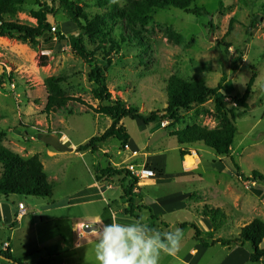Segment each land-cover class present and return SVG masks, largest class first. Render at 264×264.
Segmentation results:
<instances>
[{
  "label": "rangeland",
  "instance_id": "rangeland-1",
  "mask_svg": "<svg viewBox=\"0 0 264 264\" xmlns=\"http://www.w3.org/2000/svg\"><path fill=\"white\" fill-rule=\"evenodd\" d=\"M69 1L77 3L90 16L104 12L97 7L95 0ZM115 1L119 6L124 2ZM41 4L51 11L47 17L54 37L57 32L66 37L65 41L55 45L51 52L43 53L48 56L46 67H38V59L42 55L39 49L33 50L23 41L0 38V65L5 73L0 83V131L7 135L3 146L12 152H16L19 147L41 151L44 144L39 142L37 137L39 133L48 132L54 133L59 139L65 136L69 140L66 144L82 145L101 135L111 124L109 118L98 112V102L91 97L92 83L88 74L92 65L79 59L73 51L72 43L77 37L76 27L66 19L60 0H44ZM196 4L198 7H204L209 16L193 17L175 9L156 11L152 24L144 28L147 32L143 34V44L140 47L135 43L127 44L118 55H112V65L106 67V85L113 99H121L143 116L166 108V82L170 76H178L187 81L201 80L210 88H216L224 77L222 87L225 94L245 100L247 107L238 108L234 112L237 131L231 156L235 166L228 159L224 160L223 165H219L214 152L203 144L193 146L196 150L200 149L199 164L207 167V170L212 169L213 162L215 166L213 172L203 169V172L192 173L191 176L195 174L196 183L205 182L206 186L212 185L213 188L205 187L206 192L212 190V193L204 196L207 203L205 201L199 205L196 194H193L191 202H196V210L200 214L204 207L219 211L213 221L214 229L217 230L215 235L231 239L238 236L240 229L254 219L264 222V185L250 180L252 171L264 175V0H198ZM253 19V36L249 38L246 30ZM22 22L27 23L25 20ZM229 23L232 25L230 29ZM210 24L215 27L212 34ZM166 27L181 34L184 42L179 44L168 41L164 35ZM52 28H55L54 32ZM114 33V40L118 41L117 31L114 30ZM222 42L231 45L228 54L224 55L217 49L216 45ZM106 47L108 48V45ZM236 51L241 52V56ZM16 55H19L20 59ZM98 64L105 66L99 60ZM50 76L65 79V95L72 100L78 99L80 103H69L65 110L45 114L47 96L43 81ZM9 83H13L14 88H11ZM210 108L211 104L208 103L205 109ZM203 113L202 108H193L181 113L180 124L163 122L160 128L164 126L167 133L185 129L193 124L215 128L217 124L211 114ZM121 123L129 136L128 144L131 148L139 150L144 143L151 150L161 148L167 156L168 168L176 170L179 145L174 138H167L166 131H151L128 118L123 119ZM103 151L105 155H88L84 159L86 166L93 163L95 167L105 168L112 162L120 163L123 160L120 156L124 152L116 140H109ZM82 163L73 157L62 164L46 163V177L54 185V195L49 199L53 196L58 198L90 181L93 167L88 170V174L82 168ZM129 164L130 162H125L120 166L126 167ZM187 165L191 163L188 161ZM222 167L229 168L222 171ZM123 178L125 179L124 175ZM112 182L115 191L122 186L117 179ZM202 195L205 194L202 192ZM18 197L23 200L24 205L25 199H34ZM35 200L41 201L40 205L48 201L46 198ZM195 204L190 205L195 207ZM173 219H176V215L164 218V224L171 231L180 225H172ZM158 224L161 225L160 228L165 227L164 224ZM186 227L179 228L184 230L183 239H188L191 243L193 231ZM212 232L213 230L205 233L204 238L210 239L209 234ZM38 234L40 235V228L25 235V239L27 242L33 241L38 238ZM7 238L9 234L1 231L0 248L1 242ZM11 246L15 250L13 241ZM35 248V244L29 245L30 250L25 252L30 261L39 258V247L36 250ZM260 248L264 249V239ZM20 253L21 251L15 250L12 258L20 260L17 258ZM0 264L11 263L0 260Z\"/></svg>",
  "mask_w": 264,
  "mask_h": 264
},
{
  "label": "trees",
  "instance_id": "trees-1",
  "mask_svg": "<svg viewBox=\"0 0 264 264\" xmlns=\"http://www.w3.org/2000/svg\"><path fill=\"white\" fill-rule=\"evenodd\" d=\"M26 1L0 0V37L23 41L33 50L39 49L42 52L52 50L58 43L62 44L66 37L59 32L55 33L54 37L50 23L47 21V16L51 14V11L47 9L46 5L40 3L38 9L30 13V18L36 22L35 26L23 24L17 20V15L22 12V7ZM197 1L124 0L123 5L119 6L115 0H95L97 7L104 10V12L90 16L77 3L60 0L66 13V19L77 29V37L72 43L73 51L79 59L92 65L88 74V79L92 83L91 97L98 102V112L111 121L110 126L101 135L79 145L76 148V153L99 154L102 146L108 143L109 140H116L120 149L124 150L129 141V136L121 123L125 118L137 121L140 126L155 131L160 128L163 122H169L171 125L180 124L182 112L190 111L193 108H202V112L211 114L217 124L215 128L210 129L201 124H193L185 129L169 132V136L176 139L179 147H193L203 144L207 149L213 151L218 158L228 159L234 165L231 156V148L237 131L234 112L238 108H246L247 104L244 99L230 97L225 94L222 87L225 81L224 77L220 79V83L216 88H210L201 80L187 81L178 76H170L166 82V108L151 112L148 116L141 115L138 110L127 106L119 98L113 99L106 85V67L112 65V55H118L127 44L132 45L135 43L140 47L144 42L143 34L147 32L144 28L152 24L156 11L175 9L193 17L209 16L204 7L197 6ZM220 4L221 2L219 6H221ZM210 19L212 20L213 17L211 16ZM230 23L229 29L232 26ZM254 25L255 19L251 20L250 27L246 30L249 38L253 36ZM209 27L212 31L211 34L214 33L215 27L211 24ZM114 30L118 33L116 35L119 38L118 41L114 40ZM164 35L168 41L179 44L184 42V37L170 27L164 29ZM222 43L216 45L217 49L224 55L228 54L231 45L226 42ZM106 45H108V48ZM236 52L241 56V52ZM98 60L105 66L101 67ZM47 64L48 56L40 55L38 67L43 68ZM4 77L5 73L0 76V83ZM64 83L65 79L57 76L44 79L43 86L47 96L44 108L45 114L65 110L69 103H80L78 99L72 100L65 95ZM208 103L211 104L209 110L205 109ZM5 137V133L0 131V166L2 168L0 196L18 195L41 199L52 196L54 185L47 180L40 157L38 155L28 159L20 157L2 146ZM93 173L96 182L101 180L110 182L114 177L124 175L127 182L123 188V193L131 203V191L135 180L130 178L125 168L116 169L109 164L105 168L95 167ZM250 180L264 185V175L258 171L251 172ZM131 208L132 205L123 213L135 215V211H130ZM218 212L204 207L202 215L213 222L215 214ZM151 220L156 221L157 219L151 216ZM159 226L161 225L158 223L149 225L151 229L160 232ZM189 226L194 230L195 237L198 240L200 232L193 225ZM263 239L264 222L260 219H254L240 229V233L235 239H218L211 243H207L204 239H199V241L204 247L215 243H220L223 246L235 245L241 247L248 244L250 263L264 264V249L260 248ZM0 256L11 261L12 264H22L19 260L12 258L8 251H1Z\"/></svg>",
  "mask_w": 264,
  "mask_h": 264
},
{
  "label": "crops",
  "instance_id": "crops-1",
  "mask_svg": "<svg viewBox=\"0 0 264 264\" xmlns=\"http://www.w3.org/2000/svg\"><path fill=\"white\" fill-rule=\"evenodd\" d=\"M42 2L44 0H27L22 7V12L17 15V20L20 23H23L22 20H25L27 22L26 24L35 26V20L30 18L29 15L31 12L36 11ZM28 6L30 7L27 8ZM47 21L49 22L48 17ZM52 50L39 51L43 55V53H48ZM18 56L16 55L17 58H19ZM4 58L7 59L6 57ZM163 127L157 130L166 131ZM166 135L168 139L173 138L168 136L167 131ZM4 141H7V135ZM60 141L65 144L66 141L69 143L68 138L65 136ZM66 145L71 147L73 151L60 153L44 145L41 151L37 152L32 148L27 149L25 147H19L14 152L24 159L38 155L44 174L46 171V163L49 165L62 164L72 157L83 162L82 168L86 172L93 167L91 169L90 181L86 185L78 186V188L58 198H54V196L51 199H49L50 197L46 198L48 201H44L45 203L43 202L41 205L39 204L41 201L35 200L36 198L25 199L26 204L24 205L23 200L16 195H13L14 197L0 196V232L4 231L7 232V235L9 234V238L6 241H2L1 245L4 242L9 244V253L11 256H13L15 250L21 251L17 258L20 259L19 261L22 264H97L95 257V231L88 230L83 234V240L78 239L77 226L79 224H89L94 229L101 221L104 223L116 221L127 223L142 219L148 225L151 223L164 224V218L176 215V219H173L174 222L172 225H187L189 229H191L189 225H194L200 232L199 239H204L207 243L223 239L215 235L217 231L214 229L215 224L208 217H204L198 213L196 210V202H191L193 194H196L198 204H204L206 201L204 196H207V193H212V190L206 192L205 187L213 188L212 185L206 186L205 182L203 184L196 183L194 180L195 174L191 176L192 173L197 174V171L203 172V169H206V172L214 171V162L212 163V169H209L210 171L207 170V167L198 163V161H201L198 155L199 148L196 150L194 149L195 147H178L179 152L176 156L178 167L176 170H172L170 167L168 168L167 156L164 150L161 151V148L158 147L151 150L146 143L139 150L133 149L127 144L123 150V156H120L123 157L120 163H114L108 158V162H112L111 166L116 169L125 168V166L120 165L125 162H130V164L138 166H148L156 172V176L151 184L140 186L138 188V194L131 196L130 203L123 193V188L127 182L123 176H116L110 182L103 180L96 182L93 173L95 168L94 164L92 163L91 166H86L84 161L91 154L88 152L76 153V148L79 146L77 144L70 143ZM105 146L106 144L102 146L100 155H105L103 151V147ZM9 150L12 151L11 149ZM184 151L185 153L188 152L189 155L186 153L185 156ZM217 160L220 162L219 165H223L222 163L226 159L217 157ZM188 161L191 165H187ZM227 168L229 167H222V171H225ZM1 174L2 168L0 166V176ZM114 179H117L122 185L116 191L112 185ZM107 186H110V189H106ZM202 192L205 195H202ZM190 204H195V207ZM19 205H22L25 211L22 217H18L20 213ZM130 205H132L130 211H135V215L123 213ZM151 216L157 220L152 221ZM184 216L189 218H185ZM190 216L192 217L191 219ZM180 225L179 227H181ZM165 227L159 229L162 234L171 231L167 225ZM39 228L40 235L38 234V238L33 239L34 243L32 240L27 242L25 235ZM191 230L193 231V235L191 234V243L188 239H183L179 253L170 254L166 253L164 249H160V264H253L249 261L250 252L247 244L241 247L235 245L223 246L220 243H215L204 247L199 239H196L194 230ZM212 230L210 239L204 238L205 233ZM182 231L184 233V230ZM12 241L14 242L15 250L11 246ZM33 244L36 245L35 250L39 247L37 250L39 258L36 261H30L27 253L25 254V252L30 250L29 245Z\"/></svg>",
  "mask_w": 264,
  "mask_h": 264
},
{
  "label": "clouds",
  "instance_id": "clouds-1",
  "mask_svg": "<svg viewBox=\"0 0 264 264\" xmlns=\"http://www.w3.org/2000/svg\"><path fill=\"white\" fill-rule=\"evenodd\" d=\"M93 230L97 264H160V249L170 254L179 253L184 236L179 227L162 234L142 219L127 223L101 221L89 231ZM79 236L83 240L80 233Z\"/></svg>",
  "mask_w": 264,
  "mask_h": 264
},
{
  "label": "built area",
  "instance_id": "built-area-1",
  "mask_svg": "<svg viewBox=\"0 0 264 264\" xmlns=\"http://www.w3.org/2000/svg\"><path fill=\"white\" fill-rule=\"evenodd\" d=\"M52 31H55V28H52ZM10 84V83H9ZM11 88H14L13 83L10 84ZM125 149V148H124ZM195 155V154H193ZM126 171L129 173L130 178L132 180H135V183L132 187V195L138 194V188L140 186H147L150 185L154 177L156 176V172L154 169L148 167V166H138L134 164H129L125 167ZM106 189H110V186H107ZM20 213L18 214V217H22V215L25 213L23 206L19 205ZM93 227L89 224H79L77 226V237L78 239H81L79 236V233L81 237H84V233L88 230H92ZM1 249L3 252H9V244L7 242L2 243Z\"/></svg>",
  "mask_w": 264,
  "mask_h": 264
},
{
  "label": "water",
  "instance_id": "water-1",
  "mask_svg": "<svg viewBox=\"0 0 264 264\" xmlns=\"http://www.w3.org/2000/svg\"><path fill=\"white\" fill-rule=\"evenodd\" d=\"M212 36V35H211ZM3 66L0 65V74L3 73ZM37 140L44 145L51 147L55 151L62 152V153H67V152H72L73 149L71 147H68L65 143H62L60 139L58 138L57 135L50 134V133H40L38 135ZM0 259L5 260L9 263L12 264L11 261L6 260L3 256H0Z\"/></svg>",
  "mask_w": 264,
  "mask_h": 264
}]
</instances>
